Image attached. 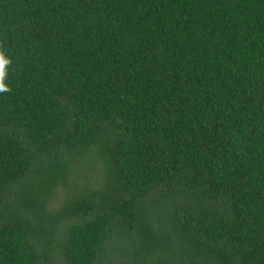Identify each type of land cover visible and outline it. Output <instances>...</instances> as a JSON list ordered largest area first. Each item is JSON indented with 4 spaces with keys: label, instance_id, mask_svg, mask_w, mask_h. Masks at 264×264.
Segmentation results:
<instances>
[{
    "label": "trees",
    "instance_id": "16d2710c",
    "mask_svg": "<svg viewBox=\"0 0 264 264\" xmlns=\"http://www.w3.org/2000/svg\"><path fill=\"white\" fill-rule=\"evenodd\" d=\"M0 264H264V0H0Z\"/></svg>",
    "mask_w": 264,
    "mask_h": 264
},
{
    "label": "clouds",
    "instance_id": "9594fccd",
    "mask_svg": "<svg viewBox=\"0 0 264 264\" xmlns=\"http://www.w3.org/2000/svg\"><path fill=\"white\" fill-rule=\"evenodd\" d=\"M11 63V58L6 55L2 46H0V93L11 91L10 86L5 83L8 74V66Z\"/></svg>",
    "mask_w": 264,
    "mask_h": 264
}]
</instances>
